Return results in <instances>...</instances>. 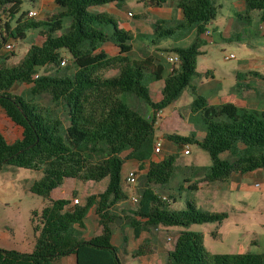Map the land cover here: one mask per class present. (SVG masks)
I'll list each match as a JSON object with an SVG mask.
<instances>
[{
  "label": "trees",
  "instance_id": "1",
  "mask_svg": "<svg viewBox=\"0 0 264 264\" xmlns=\"http://www.w3.org/2000/svg\"><path fill=\"white\" fill-rule=\"evenodd\" d=\"M144 1L147 6H162L167 0ZM55 2L61 10L49 19L37 20L23 10V0H0V50L9 38H27L29 30L41 29L46 34L44 42L32 44L19 62H8L10 55L0 61V106L23 128L22 137L12 143L0 131V168L12 164L41 171V178L30 190L48 199L41 212L32 214L34 250L0 248V264H58L59 258L70 254L76 255L77 264H123L120 250L127 252L128 238L125 235L121 248L113 243L116 227L123 223L136 237L144 231L181 228L175 245L178 257L158 264H264V252L209 251L204 234L190 226L222 223L228 213L202 211L194 198L187 199L186 208L175 209L174 194L164 198L160 189L181 170L177 157L168 154L146 163L154 150L157 113L188 89L197 95L192 80L198 73L197 58L207 43L202 35L218 13L214 0H179L182 21L177 26L168 27L160 19L152 23L151 41L155 44L177 31L185 29L187 34L196 30L191 45L170 50L178 55L179 62L169 71L154 54L132 55L134 32L121 27L120 19L105 9L111 4L124 9L125 0ZM245 2L246 16L264 9V0ZM134 16L144 19L147 13ZM107 43L117 46L119 53L106 52ZM65 52L77 66L73 75L69 64L61 65ZM41 68L43 72H39ZM160 80L164 81L162 97L155 101L150 83ZM22 83L31 85L27 93H14L12 88ZM121 95L134 98L135 108ZM149 107L154 111L152 117L145 112ZM192 111L200 114L206 136L200 139L194 133H168L166 137L178 144H197L210 152L213 163L204 178L207 184L227 183L235 174L264 170V109L232 102L208 104L197 96ZM130 159L140 163L137 203L132 201L123 178V166ZM73 178L83 182L108 179V184L102 192L70 207L71 200L55 199L52 192ZM199 183L189 187L197 190ZM93 209L101 233L85 238L86 219ZM155 252V243L147 239L131 256Z\"/></svg>",
  "mask_w": 264,
  "mask_h": 264
},
{
  "label": "crops",
  "instance_id": "2",
  "mask_svg": "<svg viewBox=\"0 0 264 264\" xmlns=\"http://www.w3.org/2000/svg\"><path fill=\"white\" fill-rule=\"evenodd\" d=\"M38 3L39 9H38V16L43 13L46 17H51L55 11L61 10V7H59L55 0H34ZM177 5L175 7V14L174 17L172 11L168 16L165 15V18H160V20H164L166 25L168 27H175L182 21V12ZM139 2L144 4L145 10L140 12H146L147 17L144 19H137L133 20L129 18V12H133L132 8H124L119 9L115 5L111 4L105 7V9L109 10L110 12L114 13L117 11H122L121 15L119 14L117 17L120 19V26L131 30L135 34V40H134V48L132 55L137 56L135 51L139 47H145L147 48L143 56L146 54H154L158 55L157 53L162 48L166 51H170L171 49L179 46L173 45V43H167L163 44L162 41L155 44L151 41L152 35L154 34V28L152 27L153 21L151 19L145 21L144 23H139V20H145L147 18H150V11L149 9L153 7L154 10H157V8H160L166 13V10L172 9V5L168 3V0L162 5V6H147L144 0H139ZM216 5L218 6V13L217 16L211 20L207 25V29L210 30V34H203V39L206 40L205 46L202 47V53L199 54V56H204L207 59V64L213 63L215 67L206 65L205 69H199L198 67V60L199 56L197 58V75H199L200 83L203 86H210L207 87L205 92L198 91V87L196 86L197 95H194L191 91H185L183 94H190L193 96V98H187L190 109H191V115H199L198 112L192 111V103L195 100L197 96H202L207 100L208 104H221L226 102H232L235 103L241 107L245 108H254V109H264V9L263 10H255L251 12L249 15H244L246 10V2L245 0H214ZM111 7L114 8L111 9ZM104 9V8H103ZM129 9V10H128ZM37 11L36 9H29L28 11ZM161 11V12H162ZM137 14V13H136ZM134 16V15H133ZM138 21V23H137ZM240 25V26H239ZM223 28V29H222ZM239 29L243 30V33L246 36H242V32H239ZM34 30L32 34L30 35L28 31L27 38L30 36V42L32 44H42L46 38V34H44L45 37L38 36L39 31L43 32L41 29H32ZM219 36V38L231 42H236L242 46L244 55L238 59L237 64L233 66L230 70H224L220 69L221 73H217V64L213 60L212 51L210 48L214 44L217 43L216 37ZM39 38V39H38ZM26 39V38H25ZM14 38H9L6 43H12L14 45ZM30 49V48H29ZM104 49L106 52H108L110 55H116L119 53V49L117 46H115L113 43H107L104 46ZM5 50V51H3ZM14 52V54H11ZM28 52V51H27ZM26 52V53H27ZM25 53V54H26ZM16 54L15 46L12 50H8L6 48V44L3 45V47L0 50V61L4 60L5 57L10 55V58L8 62L10 63H16L21 60H14L12 55ZM24 54V56H25ZM235 54V53H234ZM175 55L174 52H170V54L167 55ZM64 56L69 58L68 53H64ZM236 56V55H235ZM142 57V56H137ZM166 57V58H167ZM237 57V56H236ZM235 57V58H236ZM166 65V64H165ZM167 66V65H166ZM77 69V66L74 69H70V74L73 75ZM44 68H41L39 72H43ZM169 71V68L168 70ZM30 84L22 83V84H16L12 91L14 93L18 94H26L28 89L30 88ZM164 86V81H155L152 82L150 85L152 96L155 101H158L161 99L162 94V88ZM188 92V93H186ZM200 92V93H199ZM182 94V95H183ZM179 100V99H178ZM169 106H173L172 112H170L169 119H165V116L162 115L163 110L159 111L157 113V127L158 128H166V131L161 136H155L154 145L153 147L158 143L162 142V140L166 141V135L168 133H177L174 131L179 132H185V133H195V127L190 123V121H187L184 116H182L177 110L179 107V104L172 103ZM168 106V107H169ZM148 110L147 115L152 117L154 115V111L151 107L146 108ZM175 114H179L181 117V122H179V125L175 122L176 118L174 119L172 116ZM159 118H161V122L159 121ZM202 131L199 134H196L198 138L202 139L206 136L205 129L202 125ZM0 131L4 135L5 139L12 143L18 138L22 137L23 134V128L15 123L7 114L4 108L0 106ZM185 146V145H184ZM186 146L184 147L185 150ZM154 149V148H153ZM163 153V151H162ZM191 153V150H190ZM175 155V154H174ZM176 156V155H175ZM177 157V156H176ZM160 155L156 153L154 150L150 154L149 158L146 160V163L148 164L150 160L152 159H160ZM128 164V168L125 172L124 179L127 176V174L131 170H137L139 169V162L135 159H130L125 162L123 166L124 167ZM212 165V164H211ZM180 166V165H179ZM181 167V166H180ZM186 167V166H185ZM181 170H186L184 167H181ZM192 174L196 173L198 169L193 168L191 170ZM251 175H256L257 177L264 178V170H258L255 172L247 173V174H235L232 176L231 181L236 184V186L240 189H244L246 180L250 179ZM205 175L200 178V181L202 184H207V182L204 180ZM71 180V181H70ZM105 180V182H104ZM102 181L96 182L101 185H96L93 183L94 181H88L83 182L77 178L69 179L67 180L62 186L56 188L52 192V197L57 198H64L71 200L70 207L74 205V198H79L80 200H85L86 196L92 194V193H98L102 192L107 184L108 179H104ZM230 181V182H231ZM103 182V183H102ZM258 182H256L257 184ZM210 186H215L216 184H207ZM82 188V197L80 196L79 189ZM165 189V188H163ZM160 189V192L163 195L169 194L166 190ZM128 192L132 195L137 194L139 195V188L138 186H132V188H127ZM198 190V189H197ZM166 193V194H165ZM167 196V195H166ZM176 203V200L173 202V207ZM124 203H121V206H124ZM99 217L95 213L94 209L92 210L91 214L89 215V218L86 219L87 223V229H86V235L85 238H90L94 235H97L101 233V226L99 224ZM179 227H167V228H159L156 229L154 232L150 233L147 231H144L140 234L139 237L135 236V233L133 229H131L127 223H123L122 225H119L116 227L115 233L113 235V243L118 248H121L125 235L128 238V243L125 250H120V257L123 261V264H158L161 262H167L169 260L175 261L178 257V254L175 251V245L176 241L180 234ZM126 233V234H125ZM217 234V233H216ZM205 237V234H204ZM147 239L153 240L154 243H156V252L152 254L147 255H141L138 257H133V261L129 258L130 252H133L138 248V246ZM252 243L256 244L258 243V240L255 239L252 241ZM261 248V247H260ZM250 249V247H249ZM239 252H253L252 250L248 251H238V252H232V253H239ZM255 252H264V250H259ZM75 256V254H70L66 256H62L58 260H65L67 262L68 260H72V256ZM75 264H77V259L75 257V261H73ZM58 264H62L59 263Z\"/></svg>",
  "mask_w": 264,
  "mask_h": 264
},
{
  "label": "rangeland",
  "instance_id": "3",
  "mask_svg": "<svg viewBox=\"0 0 264 264\" xmlns=\"http://www.w3.org/2000/svg\"><path fill=\"white\" fill-rule=\"evenodd\" d=\"M125 2V8H132L134 14H139L145 10L144 4L139 2V0H125ZM168 3L172 5L173 8L166 10L167 14H164L163 11L165 10L162 11L160 8L154 10L153 7H151L149 9L150 18L139 20V23L145 24V21L148 22L149 19L155 22L160 18H165V15L168 16L172 10V13L175 17L176 14L174 10L177 5V0H168ZM22 7L23 10L36 9L37 12L39 9L38 3L34 0H23ZM111 9L114 10L113 7H111ZM121 13L122 11L119 10L115 12V15L118 16L119 14L121 15ZM49 18L51 17H46L43 13L35 17L37 20H46ZM129 18L137 20L135 16L129 15ZM33 31L34 30L29 31L30 35ZM240 31L242 32L243 37L246 36L242 29H239V32ZM43 33L45 32L39 31L38 36L45 37ZM195 36V29L188 32L187 34L184 29V32L177 31L173 34V36L164 38L161 41L163 44L173 43L175 46L187 47L193 43ZM215 37L217 43L214 44L210 49L212 51L213 60L217 64V73L219 72L220 74V69L230 70L233 66H235L238 59H240L244 53L240 44L223 40L219 38V36ZM13 41L16 54L12 55V58L16 61L24 57V54L29 50L32 43L30 42V36L26 39H18ZM146 49L147 48L145 47H139L135 53L137 56H143V54L146 52ZM160 51H162V53H157V57L167 65L169 70L172 69V65L167 61L166 58L167 55L172 51H166L163 48ZM231 53H235L237 57L227 59L225 56ZM69 58V66L74 69L76 64L70 55ZM206 59L207 58L204 56H199L198 67L201 69V71L202 69H205L204 67L206 65L215 67L212 62L211 64H207ZM192 84L197 85L198 91L203 90L205 92L207 87H210H202L199 75L197 74L193 76ZM190 90L191 89H188L187 91ZM188 97L190 99L193 98V96L190 94H183L179 100L177 99L174 103L179 104L177 111L182 116H184L187 121H190V123L195 127V133L199 134L202 131L201 116L200 114H197L190 117L191 109L187 100ZM47 98L49 99V97ZM121 98L135 108L132 103L134 98H131L129 95H121ZM48 99L45 100L48 101ZM172 109L173 106H169L163 110L162 115L165 116V119L170 118L169 115L170 112H172ZM145 112H148V110L146 109ZM172 117L174 119L176 118L175 122L179 125V122H181L180 115L175 114ZM159 121L161 122V118H159ZM165 131L166 128L157 127L155 136H161L165 133ZM174 132L178 133V131ZM178 134L190 135L193 133H185L182 131ZM165 138L166 141L162 140L161 142V151L158 152V155H160V157H164L168 154H175L177 156V163L186 169L183 171L179 170L171 183L165 189H163L174 194V198L176 199L174 208L179 210L184 209L186 208L187 199L194 198L196 199L198 208L202 211L228 213V217L225 218L222 223L209 222L203 224H193L190 226L191 230L205 234V244L208 250L214 253H232L242 250H252L255 252L264 250V178L251 175L250 179L246 180L244 189L238 188L232 181L227 183H216L215 186L202 184L200 178L210 171L212 166L211 164L213 163L210 152L197 144H189L185 146L191 150V153L186 154L184 152L185 146L183 144H178L169 140L167 137ZM127 168L128 164H126L124 167L123 178ZM193 168L198 169V171L194 174L191 173ZM41 176V171L22 168L12 164H5L0 168L1 249L15 250L19 252H32L34 250L36 244V235L32 223V214L33 211L41 212L44 206L48 203V199L33 193L30 190V187L34 181L41 178ZM186 178L188 181H185ZM198 181L200 182L198 190L189 187L191 183ZM256 182H258V185H256ZM93 183L96 185H101L96 182ZM136 185L138 186V184ZM125 186L128 189L132 188V186H129L127 183H125ZM79 193L82 197V188L79 189ZM166 195L168 197V194ZM82 202L83 200H80V203ZM88 218L89 216L87 219ZM214 233H217V235H214ZM255 239L258 240V243L256 244L252 243V241ZM131 253L132 252L128 254L129 258L133 261ZM75 257L76 255H73L71 258L72 260H68L67 262H65V260H62V262L61 260H58V262L62 264H73L71 261H73V259L75 261ZM134 264H136V262H134Z\"/></svg>",
  "mask_w": 264,
  "mask_h": 264
},
{
  "label": "built area",
  "instance_id": "4",
  "mask_svg": "<svg viewBox=\"0 0 264 264\" xmlns=\"http://www.w3.org/2000/svg\"><path fill=\"white\" fill-rule=\"evenodd\" d=\"M129 15L130 16H133L134 15V13L133 12H129ZM28 16L29 17H37L38 16V12L37 11H34V10H31V11H29V14H28ZM205 34H210V30L209 29H206V31H205ZM6 48L8 49V50H12L13 48H14V45L12 44V43H7L6 44ZM227 59H230V58H235L236 56H235V54L234 53H231V54H227L226 56H225ZM167 61L172 65V67H173V65L174 64H176V63H178L179 62V57H178V55H170V56H168L167 57ZM67 64H69V60H68V58L67 57H64L63 59H62V61H61V65H67ZM35 77H38V75H35ZM154 151L156 152V153H158V152H160L161 151V143L160 142H158L155 146H154ZM184 152L186 153V154H188V153H190V149L188 148V147H186L185 148V150H184ZM138 170V169H137ZM137 170H131L128 174H127V176L125 177V181H126V183L129 185V186H134V185H136L137 184V181H138V177H139V173H138V171ZM256 185H258V183L256 184ZM163 197L164 198H167V196L166 195H163ZM131 199H132V201L134 202V203H137L138 201H139V195H135V194H133L132 196H131ZM74 204H76V203H79L80 201H79V198H74Z\"/></svg>",
  "mask_w": 264,
  "mask_h": 264
}]
</instances>
